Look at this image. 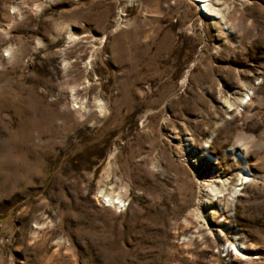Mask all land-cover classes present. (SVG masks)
I'll return each mask as SVG.
<instances>
[{
	"label": "rangeland",
	"instance_id": "374dc122",
	"mask_svg": "<svg viewBox=\"0 0 264 264\" xmlns=\"http://www.w3.org/2000/svg\"><path fill=\"white\" fill-rule=\"evenodd\" d=\"M0 264H264V0H0Z\"/></svg>",
	"mask_w": 264,
	"mask_h": 264
},
{
	"label": "bare ground",
	"instance_id": "6f19581e",
	"mask_svg": "<svg viewBox=\"0 0 264 264\" xmlns=\"http://www.w3.org/2000/svg\"><path fill=\"white\" fill-rule=\"evenodd\" d=\"M199 3H205L207 0H197ZM201 11H203V10H201ZM209 159L214 163L215 162V158H211V157H209ZM219 173V172H218ZM212 175L214 174V175H218V174H216V172H214V171H212V173H211ZM244 176H247V175H244ZM214 176H212V178H213ZM220 177L221 176H218V179H216L215 178V180H213L211 183H210V185H207V187L209 188V189H207L208 191H209V195H211V199H213L215 196H217V194L218 193H223V191L224 190H226L227 189V187H228V183H229V181H227V180H221L220 179ZM105 201L106 202H111L112 201V199L109 197V196H107L106 197V199H105ZM212 202V201H211Z\"/></svg>",
	"mask_w": 264,
	"mask_h": 264
},
{
	"label": "clouds",
	"instance_id": "9594fccd",
	"mask_svg": "<svg viewBox=\"0 0 264 264\" xmlns=\"http://www.w3.org/2000/svg\"><path fill=\"white\" fill-rule=\"evenodd\" d=\"M12 11H13V12H15V11H16V9H15V8H12Z\"/></svg>",
	"mask_w": 264,
	"mask_h": 264
}]
</instances>
